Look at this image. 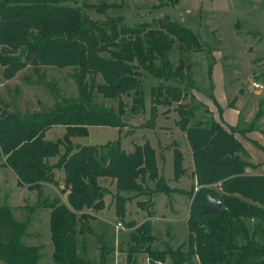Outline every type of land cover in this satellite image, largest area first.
<instances>
[{"label": "trees", "instance_id": "1", "mask_svg": "<svg viewBox=\"0 0 264 264\" xmlns=\"http://www.w3.org/2000/svg\"><path fill=\"white\" fill-rule=\"evenodd\" d=\"M68 2L73 0H0L4 78L12 80L29 66L74 68L80 94L79 99L58 103L32 120L0 113V147L6 163L19 185L40 197L36 206L17 209L25 221L16 219L14 208L0 207V263L42 264L44 246L27 245L23 239L32 216L43 208L50 210L52 262L95 264L79 254L78 240L84 230L89 232L92 217L86 211L105 208L110 191L99 182L102 178L116 181L115 208L120 218L126 216L130 200L166 194L157 152L149 142L135 144L134 151L127 153L118 145L79 147L72 141L87 135L90 127L120 128L128 107L121 108L124 101L131 102L134 115L143 113L144 86L151 76L159 82L151 91L152 111L156 115L159 107L177 105V125L189 141L192 176L199 187L188 222V251L181 257L173 255V264H194L195 258L199 264H264V176L244 173L247 165L239 156L249 154L233 129L228 134L216 124L192 125L196 107L187 99L197 86L192 55L203 51L200 38L168 18L137 26L121 19L95 21ZM89 9L99 12V7ZM98 96L118 101L119 116L111 105L99 106ZM56 126L66 128L64 139L46 141L47 132ZM55 158L57 164L51 165ZM183 163L176 150L175 180L184 174ZM56 169L63 170L66 203L43 198V184H56ZM220 182L223 193L211 188ZM153 183L155 190L146 193ZM210 194L223 200L217 214L204 212ZM104 257L99 264H107Z\"/></svg>", "mask_w": 264, "mask_h": 264}, {"label": "rangeland", "instance_id": "2", "mask_svg": "<svg viewBox=\"0 0 264 264\" xmlns=\"http://www.w3.org/2000/svg\"><path fill=\"white\" fill-rule=\"evenodd\" d=\"M67 5L85 10L92 20L99 22L121 19L129 26H137L168 18L191 29L203 45L202 52L192 55V70L197 83L190 91L193 99H187L196 107L192 125L198 122L206 127L216 124L228 134L231 133L229 128L233 129L235 138L242 145L241 137L257 129L264 117V104L260 111L255 110L260 97L254 95L250 85L254 80L252 75H256L255 82L264 85V0H73ZM92 7H99V12L89 9ZM215 66L218 71L219 68L222 70L218 73L217 89L214 90L212 74ZM2 70L0 64V113H17L24 120H32L39 114L52 111L58 103L79 99L74 68L59 70L29 66L12 80L5 79ZM158 83L151 76L147 79L144 86L146 108L139 115L131 113L130 101H124L121 107L118 101L96 97L99 106L111 105L117 117L120 107L128 106L123 118L118 119L121 129L90 127L87 135L72 138L75 146L118 145L127 153L134 151L135 144L149 142L157 152L160 175L168 186L166 194H155L152 199L142 195L130 200L126 216L120 218L115 208L116 181L99 180L110 191L105 208L101 212L86 211L92 217L88 223L89 232L84 230L78 240L79 254L92 263L99 264L105 256L107 264H173V255L181 257L188 251V222L199 187L192 176L194 165L189 141L177 125V105L171 109L159 107L156 115L152 111L151 91ZM224 87L227 92L234 93L228 96L227 104L231 108H236L239 101L243 102L239 119L241 122L249 120L247 126L234 127L225 121L224 113L228 107L222 108L213 95L219 94L216 96L220 98ZM242 90H247V95L240 96ZM65 135L66 128L56 126L47 132L45 139L55 142L63 140ZM176 150L184 157V174L180 180L174 179ZM239 159L246 162L244 173L249 176L248 168L253 166L250 156H239ZM62 178V173L58 172L59 184L63 182ZM57 182L48 190L42 189L43 198L66 203L67 196L62 192L65 187L62 190ZM154 185L150 184L146 193L151 194ZM221 186L220 182L211 188L223 193ZM28 189L19 185L0 147V207L36 206L39 194ZM151 206L155 207L154 212L149 209ZM14 214L17 220L25 221L19 211L15 210ZM32 218L28 229L31 235L25 236L23 241L27 245L44 246L46 257L42 264H54L50 210L38 209ZM194 264H199L196 258Z\"/></svg>", "mask_w": 264, "mask_h": 264}, {"label": "crops", "instance_id": "3", "mask_svg": "<svg viewBox=\"0 0 264 264\" xmlns=\"http://www.w3.org/2000/svg\"><path fill=\"white\" fill-rule=\"evenodd\" d=\"M219 69H220V71L222 70L221 68H219ZM220 71H218V68H216V66L213 68L212 78L214 80L213 81L214 90H215V88L217 89L216 78L219 77L218 73ZM252 77H253L254 80L252 82V85H250V88H252L254 90V95H256V96L259 95L258 97H260L259 99H258V97L256 98L258 100H257V106L255 104V110L256 111H260L261 108H262V105L264 104V85L262 83H260L259 81L255 82L256 75H252ZM254 83H257V84L261 85L263 88L262 89H256L254 87V85H253ZM243 91H244V94L240 95V96L247 95V90H243ZM213 95L215 96V98L217 100L216 102H218V104H220L222 108H223V106H227L228 107V108H226L224 114H225V121L227 123H229L230 126H234L235 127V126H244V125L247 126L248 125V124H246V122L249 121V120H245V122L244 121L241 122V120L239 119L240 118L239 117V114H240V110L239 109H241V105H243V102L238 100L239 103L236 105V108H231L227 104L228 96L229 95L230 96L234 95L233 92H227L226 91V87H224L221 90V97L220 98L218 96H216V95H219V94L214 93ZM258 126H259V129H258ZM258 126H257V129H252V131L250 133H248L246 137H241V138H243V140L241 139V142L243 143L245 149L249 153V156H250V159H251V163L253 164V166L251 168H248L249 175L264 176V117L259 122ZM57 162H58V158L52 159L50 161L51 165H55V164H57ZM54 172H55V175H56V182H57V173L58 172L62 173V175H63L62 181L63 182H60V184H59V182H57V183L60 185L61 189L63 190V188H64V186H63L64 185L63 170L56 169ZM15 176H16V174H15ZM16 178L18 180L17 176H16ZM21 187L28 189L25 186L24 187L21 186ZM51 187H54V185L43 184V188L42 189L43 190H48ZM28 190H30V189H28ZM26 207H32V206H30L28 204H25V205H22V206L14 207V209L17 210V209H22V208H26ZM151 211L154 212L155 211V207H152ZM36 213H37V211L35 212V214ZM32 221H33V218L31 220V223H32ZM30 227L31 226L29 225V228ZM35 234H37V233H35ZM27 235H31V234H29L27 232ZM32 237H34V236H32Z\"/></svg>", "mask_w": 264, "mask_h": 264}, {"label": "water", "instance_id": "4", "mask_svg": "<svg viewBox=\"0 0 264 264\" xmlns=\"http://www.w3.org/2000/svg\"><path fill=\"white\" fill-rule=\"evenodd\" d=\"M244 91L242 90L240 92V95H243ZM224 160L223 162H225ZM208 204L204 206V212L205 213H212L217 214L221 211L223 208V200L222 198H216L213 194H210L207 197Z\"/></svg>", "mask_w": 264, "mask_h": 264}, {"label": "built area", "instance_id": "5", "mask_svg": "<svg viewBox=\"0 0 264 264\" xmlns=\"http://www.w3.org/2000/svg\"><path fill=\"white\" fill-rule=\"evenodd\" d=\"M256 89H262L263 87L257 83L253 84ZM119 227H122V224H119Z\"/></svg>", "mask_w": 264, "mask_h": 264}]
</instances>
